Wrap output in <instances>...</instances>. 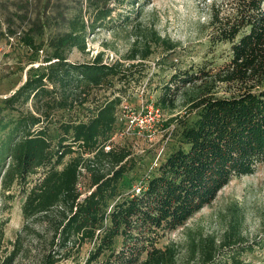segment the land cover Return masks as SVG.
<instances>
[{
    "label": "trees",
    "instance_id": "1",
    "mask_svg": "<svg viewBox=\"0 0 264 264\" xmlns=\"http://www.w3.org/2000/svg\"><path fill=\"white\" fill-rule=\"evenodd\" d=\"M148 1L78 0L61 31L44 36L39 21L3 33L28 51V67L20 84L0 97V195L13 185L22 190L24 222L51 225L54 208L50 242L91 243L82 264H177L176 246L159 241L232 178L264 163V0H232L230 13L213 9L208 21L209 41L227 45L226 59L176 68L156 87L152 106L173 108L179 96L187 113L168 119L175 143L134 187L128 174L133 160L110 138L121 95L142 78L144 65L102 62L100 52L74 62L67 54L73 48L83 52L86 34L95 29L135 25ZM152 36L163 52L174 51L175 44ZM144 48L142 58L150 53ZM136 55L131 47L126 58ZM163 60L161 55L158 62ZM217 86L223 95L216 94ZM100 87L109 93L84 105L89 91ZM81 171L89 187L83 196L77 187ZM235 227L229 225L221 243L206 237L191 241L190 250L198 251L201 264H243L239 256L252 245L238 242ZM57 261V253L47 254L43 264Z\"/></svg>",
    "mask_w": 264,
    "mask_h": 264
},
{
    "label": "rangeland",
    "instance_id": "2",
    "mask_svg": "<svg viewBox=\"0 0 264 264\" xmlns=\"http://www.w3.org/2000/svg\"><path fill=\"white\" fill-rule=\"evenodd\" d=\"M231 4L232 0H149L141 7L135 25L95 29V32L86 34L83 52L73 48L67 54V59L74 62L89 61L100 52L102 62L118 61L126 65L132 61L144 65L142 78L131 83L121 95L116 129L110 138L112 145L125 147L133 160L134 166L128 174L135 178L134 187L163 153L173 147L175 140L171 131L174 122L166 125L168 119L187 113V106L179 96L173 108L152 106L158 91L156 87L176 68L190 65L205 68L226 59L227 45H212L209 41L208 21L213 9L230 13ZM78 5V0H0V97L8 95L20 84L28 67V51L18 45L15 37L3 36L5 27L20 30L40 21L44 23L45 36L48 31L65 29V19ZM152 34L158 40L165 39L175 44L174 51L163 52ZM145 46L150 53L142 58L140 53ZM131 47L137 49V55L128 60L126 55ZM161 55L165 60L159 63ZM216 91L217 95L225 92L222 86H217ZM108 93L102 87L93 88L84 105L93 99L99 101L103 94ZM25 109H30V106H25ZM38 174L39 171L28 179L27 187ZM77 187L80 196L88 192L85 172L78 177ZM6 193L0 195V220L5 219L3 225L0 223V264H43L47 254L56 253L58 261L54 264H82L91 243H66L60 247L55 240L51 244V226L57 218L54 208L50 211L51 225L39 219L24 222L20 210L22 190L13 185ZM231 223L236 225L234 231L238 242L252 245L251 250L240 254V261L243 264H264V163L258 164L253 173L228 181L209 204L181 227L166 234L159 245L172 243L176 246L177 264H201L198 251L193 253L190 250V242L208 237L217 244L221 243ZM198 243L203 245V242ZM12 251H15L14 256L5 262ZM65 251L69 253L66 257L62 254Z\"/></svg>",
    "mask_w": 264,
    "mask_h": 264
},
{
    "label": "built area",
    "instance_id": "3",
    "mask_svg": "<svg viewBox=\"0 0 264 264\" xmlns=\"http://www.w3.org/2000/svg\"><path fill=\"white\" fill-rule=\"evenodd\" d=\"M151 110V109H150Z\"/></svg>",
    "mask_w": 264,
    "mask_h": 264
}]
</instances>
